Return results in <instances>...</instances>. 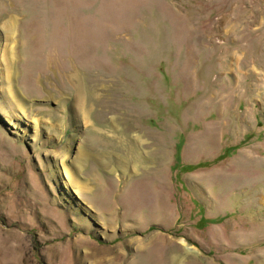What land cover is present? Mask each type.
<instances>
[{"label":"rangeland","instance_id":"1","mask_svg":"<svg viewBox=\"0 0 264 264\" xmlns=\"http://www.w3.org/2000/svg\"><path fill=\"white\" fill-rule=\"evenodd\" d=\"M262 162L264 0H0V264H264Z\"/></svg>","mask_w":264,"mask_h":264},{"label":"bare ground","instance_id":"2","mask_svg":"<svg viewBox=\"0 0 264 264\" xmlns=\"http://www.w3.org/2000/svg\"><path fill=\"white\" fill-rule=\"evenodd\" d=\"M5 25H6V28L9 30L8 32H10V34H11V37H12V34H13V31H14V25H15V21L12 19V18H8L7 20H5L4 22H3ZM4 28V27H3ZM11 71V70H10ZM11 77V76H10ZM83 123H85V121L83 122ZM256 156H254V155H251V154H245L244 155V158L242 159V160H244L245 162H246V165H248V162H250L251 163V165H253L254 163H258V159L257 158H255ZM260 164H261V162H259ZM262 163H264V162H262ZM234 164V163H233ZM240 164V163H239ZM260 164H258V165H260ZM225 167V166H224ZM231 167V165L228 167V168H230ZM232 168V167H231ZM256 168V167H255ZM225 169H227V168H225ZM245 169V168H244ZM249 169V168H248ZM253 169V168H252ZM223 170V169H222ZM254 170V169H253ZM230 171V170H229ZM255 171V170H254ZM254 171H252V172H254ZM218 173V172H217ZM227 173H229V172H227V171H222V174L225 176V177H229L228 175H227ZM220 174V173H219ZM222 174H221V177H222ZM69 177V176H68ZM231 177H233L232 175H231ZM237 177H239V176H237ZM69 178H71V177H69ZM215 178V177H214ZM233 178H235V177H233ZM247 178V177H246ZM236 179H239V178H236ZM236 181H238V180H236ZM187 248H190V247H187ZM174 259V257L172 256V259L171 260H173ZM173 263V262H172Z\"/></svg>","mask_w":264,"mask_h":264}]
</instances>
